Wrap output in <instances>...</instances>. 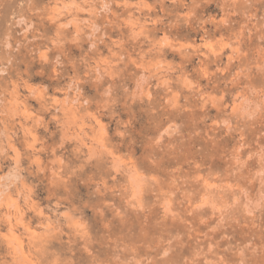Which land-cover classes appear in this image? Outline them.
Listing matches in <instances>:
<instances>
[{"label": "rangeland", "instance_id": "rangeland-1", "mask_svg": "<svg viewBox=\"0 0 264 264\" xmlns=\"http://www.w3.org/2000/svg\"><path fill=\"white\" fill-rule=\"evenodd\" d=\"M19 2L0 14V34L15 12L24 24L13 36L31 22L42 37L29 46L34 55L10 53L0 64L6 82L15 86L24 79L21 94L49 85L50 102L58 106L64 94L57 87L66 88L96 65L110 69L121 54L126 61L118 65L117 102L102 116L95 112L102 87L87 79L79 85L102 128L95 141H82L78 129L53 123L55 107L43 111L39 98L28 102L27 123L40 118L34 136L35 146L44 148L42 163L29 167L30 160L22 161L28 170L20 175L32 190L27 203L15 188L0 199V259L6 264H236L243 258L264 264V254H239L245 245H264V207H256L264 197V121H240L243 139L214 123L233 110L237 97L264 95V4L197 0V7L191 0L178 5L127 0L129 7L114 5V14L96 21L104 42L97 40L95 50L89 52L85 36L63 44L59 52L66 67L57 75L41 57L58 54L48 51L58 33L68 41L76 35L77 25L60 27L73 15L64 11L71 0H24L22 8ZM75 16L89 19L87 11ZM217 67L223 72L219 80L211 75ZM141 75L149 77L147 84ZM112 79L109 70L104 86ZM220 94H225L224 111ZM20 123L25 119L18 118L17 127ZM125 127L134 151L118 143L116 132ZM14 143L25 147L22 132ZM101 145L106 151L97 150ZM10 163L0 171L8 177L0 191L12 179ZM40 166L42 174L36 171ZM164 251L168 255L162 258Z\"/></svg>", "mask_w": 264, "mask_h": 264}, {"label": "clouds", "instance_id": "clouds-1", "mask_svg": "<svg viewBox=\"0 0 264 264\" xmlns=\"http://www.w3.org/2000/svg\"><path fill=\"white\" fill-rule=\"evenodd\" d=\"M14 0H0V14L6 5H10ZM57 4L61 0H56ZM158 4L170 3L172 5H178L181 0H156ZM210 2V0H208ZM231 0H225V3H230ZM249 0H245L248 3ZM259 3L264 4V0H258ZM28 4L32 3V0H27ZM191 3L199 6L197 0H191ZM24 0H20L19 7H23ZM119 5L120 7H129L127 0H71L70 4H65L64 11L67 13L69 10L72 11L73 15L67 20L66 23L61 24V29H68L71 25H77L76 35L71 38V41L63 39L61 33H58V39L55 40V48H49V52H58L54 59L48 57H41L42 63H48L52 66V71L59 75L63 69L66 67L64 60L62 59L63 53L59 52L64 43L73 42L75 43L78 38L85 36L88 41H90L89 52L93 51L97 47L96 41L99 43L104 42V36L102 33V27L96 22L101 18L102 14H114L113 6ZM140 7V5H137ZM98 8V10H97ZM42 11V10H41ZM89 13V19L78 20L75 13L85 12ZM16 13L13 12L8 23L7 31L0 34V64L3 63L4 58L10 53H21L22 50H27L29 53L34 55V48L29 46H34L38 40L42 37L38 33L36 26L29 22L28 26L20 32H16L13 36V30L20 24H24V19L16 20ZM22 15V14H21ZM43 19V17H41ZM167 19V17H165ZM156 23L163 24V20H157ZM138 23V22H137ZM107 27V25H104ZM166 27V25H165ZM29 30H31V39H29ZM99 34V35H98ZM264 40V37H261ZM152 49H149L151 52ZM158 51V50H157ZM126 61V56L124 54L119 55L115 62L110 65V69H105L101 71L99 65L86 71L83 77H74L72 83L66 88H56V91L63 92L64 98L62 101L57 102L58 106L53 105L50 101L52 98L48 96L49 85H44L43 88L39 90L29 89L26 93L21 94L20 89L25 87V81L23 78H19L16 81L15 86L11 82L5 81L6 71L0 69V171L3 170V165L5 161H10V173L12 179L7 183L6 187L0 191V199L8 194V188H15L16 195L18 198L25 199V203L31 198V189H29L23 182V177L20 175L21 172L27 171L28 169L22 167V161L28 159L31 161L29 167L34 164H41L39 153L44 151V148H37L36 138L34 133L36 131V125L40 122V118L36 117L33 119L32 123L29 124L26 121V112L28 102L32 99L39 98L41 102V109L43 111H49L51 108L55 107V112L50 116V120L57 126H60L63 122L67 127L73 129H78L76 136L83 140H96V134L102 132V128L98 129L96 126L95 117L92 115L91 111V101L88 98H83L81 96L82 89L79 87L81 83L85 80H92L98 86L102 87L100 92L101 99L97 103L95 112L97 116H102L106 113L114 104H116V99L114 98V92L120 87L117 83V77L119 76L118 65L124 64ZM11 63V60H8ZM95 63V62H93ZM113 72V79L104 86V82L108 75V71ZM44 68L40 69L43 72ZM217 80L223 76L222 69L217 67L214 73H211ZM55 79L56 77H51ZM226 79V77H224ZM140 81L144 84L148 83L149 77L146 75L140 76ZM140 85H137L139 89ZM127 92V88L123 89ZM69 93H73L72 97H69ZM220 102L221 110H225V94H220L217 97ZM101 105L103 107H101ZM63 113V116H59L56 113ZM18 118H24L25 123H20L19 127ZM264 121V95H261L258 100L249 99L247 97L241 96L237 97V102L233 105V110L227 112L226 115L219 121L214 122L217 125V130L227 129L230 132H238L241 134V139H243V133L245 128L241 126L240 121L253 122L256 120ZM172 131H176L177 126L169 125ZM47 130V129H45ZM19 132L23 133L25 147L23 149H18L15 146V138ZM54 134V133H53ZM116 135L120 137L118 143L127 146L128 150H135V141L128 139L129 133L127 128H122L116 132ZM261 136H264V132H261ZM63 145H61L62 147ZM97 150L106 151L102 148V145ZM55 162V161H54ZM151 163V161H150ZM262 169H264V159H262ZM38 173H44L45 168L40 166L36 168ZM31 174V173H30ZM56 173H54V176ZM261 176H264V170L260 172ZM8 181V177L5 175H0V182ZM257 208L264 207V197L256 205ZM251 215V212H249ZM215 231V227L211 229ZM246 252H250L252 256L257 254H264V245L259 248L252 247L250 244L245 245L243 249L240 250V256L244 257ZM168 252H163V257H167ZM0 264H6L3 259H0ZM206 264H220L219 261L213 262L211 260L207 261ZM236 264H249L245 259H239Z\"/></svg>", "mask_w": 264, "mask_h": 264}, {"label": "bare ground", "instance_id": "bare-ground-1", "mask_svg": "<svg viewBox=\"0 0 264 264\" xmlns=\"http://www.w3.org/2000/svg\"><path fill=\"white\" fill-rule=\"evenodd\" d=\"M246 211H247V210H246ZM18 212H19V209H16V210H15V214H17ZM17 217H18V215H17ZM12 222H13L12 219L9 218V219H8V224H9V226H10V227H9V230H11V231L14 230ZM19 245L21 246L20 243H19Z\"/></svg>", "mask_w": 264, "mask_h": 264}]
</instances>
